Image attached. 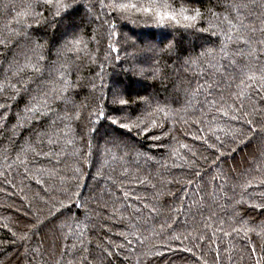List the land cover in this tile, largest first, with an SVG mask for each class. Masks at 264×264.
<instances>
[{
	"label": "trees",
	"instance_id": "16d2710c",
	"mask_svg": "<svg viewBox=\"0 0 264 264\" xmlns=\"http://www.w3.org/2000/svg\"><path fill=\"white\" fill-rule=\"evenodd\" d=\"M169 2L199 9L196 27L98 0L61 17L44 0H0V264H264V0ZM225 16L252 80L213 67ZM110 88L130 106L114 111ZM98 105L140 127L98 119ZM216 137L223 155L204 143Z\"/></svg>",
	"mask_w": 264,
	"mask_h": 264
},
{
	"label": "snow or ice",
	"instance_id": "6c2138e0",
	"mask_svg": "<svg viewBox=\"0 0 264 264\" xmlns=\"http://www.w3.org/2000/svg\"><path fill=\"white\" fill-rule=\"evenodd\" d=\"M100 9L108 10L109 13L115 12L117 14H130V13H137V14H143L146 16L153 17L156 24L158 26L166 27L169 24L178 26V28H184V29H193L196 27L197 22L202 18V13L197 8H188L183 5L180 7H175L173 3H170L169 0H107V3H105V0H98ZM44 4L48 7H54L56 9L55 16L61 17L62 12L65 14H70V10H73L75 7V0L73 4H67L62 3L61 0H44ZM234 11H237L240 8L247 7L246 4H233L231 5ZM213 15H216L213 13ZM97 20L100 19L99 16L96 17ZM224 20L227 25V31H223L220 34L223 35L224 41L221 45L220 51L222 53L221 59L219 62H217L213 67H215L216 73H218L221 77H223L225 74H227L229 71H236L238 68L237 60L232 58L233 55L236 56H243L242 52H238L235 54H230L227 50L228 44L233 42L234 36L233 33L237 32L238 29L235 24H233V21L229 19L227 16L224 17ZM107 23V21H105ZM111 27V26H110ZM201 32H208V29H199ZM252 32H255V29H251ZM111 34V33H110ZM212 35H217L216 32H212ZM95 37H93L94 39ZM236 43H243L245 45L250 43V40L245 39L243 36L237 35L235 37ZM73 47L72 51H82L83 49L80 48V45L84 42L80 39H76L72 42H70ZM262 44H264V41H261ZM87 45L84 44V48H86ZM175 47L174 43L172 41H169L168 45L161 51H169L172 50ZM110 50L115 52L118 51L113 45L110 44ZM43 57H40V60H43ZM117 60L120 58L117 56ZM33 71L39 73L41 69L36 66H32ZM239 72L246 76L247 79L252 80L254 77L248 75V72L250 69L247 68L246 65L239 66L238 68ZM63 75V73L61 74ZM15 87V86H13ZM93 89L96 88V85H92ZM101 88H103V84H101ZM205 89V85H198L197 91H203ZM211 90L210 88L208 89ZM109 92L114 97V99L111 101L112 104H117L120 107L114 109L116 112L123 111L125 107H129V100L123 98V93L119 88L116 89H109ZM103 96V93H102ZM144 103H148V101L145 99L143 100ZM264 103V100L261 101ZM0 107H3L0 105ZM157 111H163V109H157ZM94 114L97 116L98 119H104L108 120L112 125L116 126L117 128L121 129H128L131 131L132 127L139 128V124H127V123H120L121 117H113L109 116L102 107L99 105L94 110ZM227 113H225L226 115ZM90 116L93 115V113L89 114ZM80 112L77 111L75 113V118L79 119ZM252 118H248V117ZM245 118V124L251 129L252 132L258 131L253 125H254V119H259L258 116L255 114V110L252 113H244ZM233 120H238L240 117L233 116ZM97 129H93V131H96ZM260 131H264V129H261ZM218 143H208V139H204V143L206 144L207 148L210 150H214L217 153H220V148L224 147V142L219 139V137L215 138ZM250 139L249 136L245 137L244 141H240V143H244L245 141H248ZM220 155H223V153H220ZM217 159H219V156H217ZM215 163V161H213ZM195 175L199 176L200 173L197 171ZM191 183V181H189ZM261 187H264V183L260 185ZM127 195V193H125ZM61 207H64L61 205ZM256 208L264 209V204H257L255 205ZM59 211V210H57ZM155 211V209H153ZM41 221H37V224H40ZM35 227V226H33ZM27 238V234L24 236L19 237V239L24 240ZM34 251L39 252V247L35 249ZM188 251H191V249H188ZM255 251V249H253ZM56 264H60V261L57 260ZM69 264H71V261H69ZM259 264V262H257Z\"/></svg>",
	"mask_w": 264,
	"mask_h": 264
}]
</instances>
